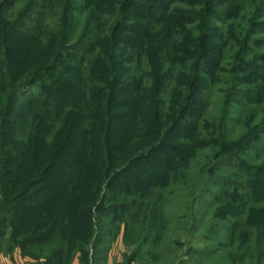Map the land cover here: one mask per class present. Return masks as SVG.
<instances>
[{"label":"trees","instance_id":"16d2710c","mask_svg":"<svg viewBox=\"0 0 264 264\" xmlns=\"http://www.w3.org/2000/svg\"><path fill=\"white\" fill-rule=\"evenodd\" d=\"M14 1L1 0L4 15ZM139 2L142 0H93L82 11L83 31L77 37L73 30L74 15L80 10L77 0H27L14 22L0 20V48L4 49L0 56L5 64L12 60L0 66L7 69L4 78L0 76V256L19 250L38 264H73L79 252V263L88 264L89 245L97 232L92 222L94 209L106 212L114 226L126 213L134 212L137 218L143 212L149 218V233L156 232L153 241L158 244L167 226L163 193L155 197V189L148 182L120 191H114L113 185L123 172L141 162L160 167L158 159L179 147L176 132L187 127V120L202 119L203 111L196 106L203 104V77L212 50L223 54L232 49L236 56L229 63L233 83L228 81L231 86L224 90L219 127L212 126L215 131L208 134L207 141L211 140L205 146H211L222 165L244 153L264 133V111L256 125L246 120L255 106L243 105V117L236 123L244 133L238 139L230 138L233 129L228 125L230 110L239 98H255L258 106L264 104V71L258 67L264 57L257 60L258 54L247 52L251 45L263 44L256 36L264 21L262 5L249 4L245 8L251 6L248 26L240 30L238 38L224 41L223 46L217 43L215 48L210 40L218 20L246 19L223 9V5H236L235 0H205L209 4L207 18L198 14L199 9L183 13L174 5L177 0H156L155 5ZM181 3L197 6L189 1ZM37 9L45 12V21L34 26V31L44 27L40 35L51 49L44 53L47 44L39 47L43 41L37 39L38 45L25 47L17 55L13 38ZM229 30H234V24ZM33 48L43 51L41 56L33 54ZM23 57L22 64L15 61ZM17 66L26 70L21 81ZM250 72L254 73L246 76ZM46 76L54 81L47 83ZM35 86H39L38 94L24 96ZM144 172L149 176L153 169ZM258 176H264V167L255 171L241 164L235 181H216L223 189L221 195H213L222 203L223 199H233L235 191H242V209L254 203L248 209V225L260 220L261 229L264 191L260 194L255 188L264 185V180ZM36 189L38 195L33 194ZM26 197L36 211L23 209ZM70 198L73 208L65 202ZM62 202L56 210L53 204ZM21 212L30 227L19 235H9ZM259 212L260 218L254 223L252 216ZM239 226L235 223L229 229L241 235ZM129 228L127 224L123 233L126 246L132 244ZM60 233L67 234L69 242H56ZM95 239L90 264H106L101 254L106 250L99 247L105 238L97 234ZM246 240L255 243L263 257L264 232L249 233ZM247 249L252 252L251 247ZM247 256L229 253L234 264ZM137 259L138 254L131 252L125 255L124 264Z\"/></svg>","mask_w":264,"mask_h":264},{"label":"rangeland","instance_id":"374dc122","mask_svg":"<svg viewBox=\"0 0 264 264\" xmlns=\"http://www.w3.org/2000/svg\"><path fill=\"white\" fill-rule=\"evenodd\" d=\"M92 1L93 0H88L87 2L85 0H77V7L80 8V10L74 15L73 30L75 31V37H77L79 32L81 33L83 31L82 19L84 14L82 11H84ZM155 1L156 0H154V2H148V0H142V2L139 3L141 5H155L158 3ZM183 1L196 3L197 6L181 3ZM235 2L236 5L233 7L223 5V9L225 8L226 10L239 13L240 17L246 16V19L239 18L238 16L229 21L224 20L225 22L218 20L216 24L217 28L210 40L215 48H217L218 45L223 46L224 41H232L234 38H238L240 30L248 26L247 19H249V17L247 14H249L251 6L249 9L245 8L249 4H259L264 8V0H235ZM26 5L27 0H15L8 6L6 15H4L2 8H0V12L2 11L0 20H8L9 23L14 22L20 12L22 13L26 8ZM174 5H177V8L183 10V13L199 9L198 14L203 16L207 15V6L209 7L208 2L205 4V0H177ZM44 14L45 12L42 9H37L35 13L31 14L23 28L14 36V46L17 48V55H20L19 51L25 47L29 49L31 45H38L37 39L43 41L40 42L39 47H43L48 43V41L42 39L41 36L44 30L43 26L34 31V26L45 21ZM233 24L234 30L228 31V27ZM192 26H197V23L192 24ZM260 27L261 30L256 33V36L263 41L262 46L257 47L256 45H251L252 49L247 51H251L250 54L252 56L258 54L257 60H260L262 56L264 57V21L260 24ZM222 32H226L225 35H222ZM176 39L177 41L180 40L177 35ZM50 49L49 44H47V49L44 53ZM1 50L4 49L1 47L0 52H2ZM231 50H224L223 54H220L216 50H212L210 63L206 67V74L203 77L204 90L201 91V97L204 98L203 104L202 106H196L203 111L204 116L199 121L193 119L187 120V127L181 128L176 132L177 139L180 142L178 144L179 147H177L178 149L172 150L169 154L165 152V157L158 159L157 163L161 165L160 167L154 162H150L149 164L141 162L138 167L125 173L123 172L113 185L114 191H120L123 187H134V183L148 182V184L152 183V189H155V197H157L159 192L163 193V210L167 226L162 232V238L159 243H154L153 238L156 232L149 233V218H146L143 212L140 214L141 216L137 218L134 217V212L126 213V215L118 219V226H114L113 222L110 220L111 217L105 216L106 212L102 214L103 211H99L98 209L93 210L94 219L92 222L95 223L97 232L95 237L91 240L89 248L92 249V244L95 243L97 234L103 235L105 240L99 247L102 250H106L101 253L102 256L106 258V264H116L118 256H123V253L130 254L131 252L138 254V262L135 264H234L229 258V253L249 255L243 262L235 264H264V255L263 257L260 256V249L255 243L246 240L249 233L254 235L257 234L258 230L264 232L263 226L261 229L258 227V223H260V220H258L260 218V212L252 216V221L254 223L258 220L256 223L257 226L248 225V209L254 203H248L243 210L242 203L244 200L240 197L242 191L238 190L235 191L236 196L233 197V199H223L222 203L217 201L213 195H221L220 193L223 186L217 187L216 183L223 180V178H232L234 180L235 173L240 170L241 164L252 167L255 171L260 168L263 169L264 133L259 140L252 142L244 153L222 165L217 162L216 155L211 146H205L211 140L210 137V140L207 141L208 134L215 131L212 126L217 125V127H219L224 110L226 94L224 90L228 89L233 83L230 77L233 66H231V64L229 65V63L233 62L232 58L233 55L236 56V53L235 50ZM31 51L33 54H37V57L41 56L43 52L35 50L34 48ZM221 58L222 60H220ZM24 59V57L21 59L15 58V61L18 64H22ZM6 62L7 64H5L4 58L0 56V66L9 65L12 60L9 59L8 61L6 60ZM258 67H260L261 71H264V61L258 64ZM17 69H19V74L22 75L19 79L21 81L24 78L23 76L26 70H22L21 66H17ZM6 71V68L2 69L0 71V76H3ZM251 73L254 72H250L246 74V76ZM49 81L52 83L54 79L48 77L47 83H50ZM228 81L231 84L228 83ZM52 86L54 85L52 84ZM240 87L246 86L242 85ZM63 89L62 87L58 90L62 92ZM171 90L172 86H170L169 92ZM39 91V86H35L27 89L24 96L31 93L38 94ZM243 105L245 108L255 106L246 116V120L250 122L252 126L256 125L257 121L261 119L263 115L264 104L258 106L255 98L253 100L244 98L236 100L229 114V130L233 129L232 132H230L231 139H238L244 133L241 125L239 126L236 123L238 118L243 117L241 114V110L244 107ZM151 169H153V174L148 176L144 170L150 171ZM52 174L54 176L56 173L52 172ZM258 177L264 180V176ZM261 183H263V181H261ZM255 190L262 194L264 185H258ZM38 191L39 190L36 189L33 194L38 195ZM122 193L125 194L126 192L123 190ZM27 199L28 197L24 199L23 209L34 210L35 208L31 206L32 204L30 205V203L27 202ZM65 202L70 208H73V199H66ZM65 202L58 205L53 204V206L58 210ZM106 202L107 201H105V203ZM54 203H57V201H54ZM256 206L260 207V204H256ZM134 211H136V209ZM26 214L28 215L29 213ZM20 215V218H18L10 228L9 235H11L12 232L15 235H19L30 227V223H25L23 221L25 217L23 216L24 213ZM101 216L103 217L101 218ZM235 223H240L238 229L242 231L241 235L239 231L234 234L232 230L229 229ZM127 224L130 225L129 237L130 241H132V244L130 242L128 246L124 244L125 240H123V233ZM101 225L102 228H100ZM55 239L57 240L56 242H60L63 245L65 241L69 242L67 234L63 235L60 233ZM242 239L245 240L240 244ZM4 244H6V246H4L7 249V242H4ZM55 245L57 246V244ZM249 247H251L252 252L247 249ZM262 248L264 251V244ZM91 249H89L87 255L88 264L91 263L92 259L93 252ZM79 254L78 252V257L75 258L73 264H80L78 261ZM100 263L101 262H99V264ZM124 263H126V261Z\"/></svg>","mask_w":264,"mask_h":264},{"label":"crops","instance_id":"0c3cea01","mask_svg":"<svg viewBox=\"0 0 264 264\" xmlns=\"http://www.w3.org/2000/svg\"><path fill=\"white\" fill-rule=\"evenodd\" d=\"M128 253V252H127ZM123 256L120 255V257H117V262L116 264H124L125 262V253L122 254ZM138 261L133 262L132 264L137 263ZM0 264H38L34 260H32L29 257H25L22 255V253L17 250L12 254L9 253H2L0 256Z\"/></svg>","mask_w":264,"mask_h":264}]
</instances>
